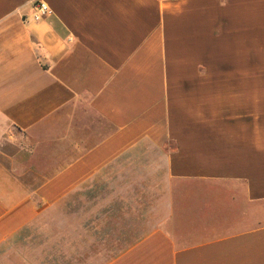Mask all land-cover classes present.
<instances>
[{
    "label": "crops",
    "instance_id": "obj_1",
    "mask_svg": "<svg viewBox=\"0 0 264 264\" xmlns=\"http://www.w3.org/2000/svg\"><path fill=\"white\" fill-rule=\"evenodd\" d=\"M77 197L79 264H264V0H0V264Z\"/></svg>",
    "mask_w": 264,
    "mask_h": 264
},
{
    "label": "rangeland",
    "instance_id": "obj_2",
    "mask_svg": "<svg viewBox=\"0 0 264 264\" xmlns=\"http://www.w3.org/2000/svg\"><path fill=\"white\" fill-rule=\"evenodd\" d=\"M86 213L85 211L84 217ZM81 220L79 198L77 197L75 201L74 198L72 200L69 199L68 207L65 206L64 200L61 199L55 205L43 209L35 224L25 232V235L32 236L31 239L24 243L25 248L38 253H54L55 264H65L64 253L70 250L72 252L71 264H79L80 250L90 256L89 252L93 251L91 247L94 245L91 242H84L81 244L87 246V248H81ZM104 249L111 254L112 244L104 243ZM109 254L105 252L103 258L89 260L88 264H106L110 261ZM52 261L50 259V262Z\"/></svg>",
    "mask_w": 264,
    "mask_h": 264
},
{
    "label": "built area",
    "instance_id": "obj_3",
    "mask_svg": "<svg viewBox=\"0 0 264 264\" xmlns=\"http://www.w3.org/2000/svg\"><path fill=\"white\" fill-rule=\"evenodd\" d=\"M49 13H50V9L48 5L45 4L44 2H41L40 4L37 5V9L34 14V19L41 20Z\"/></svg>",
    "mask_w": 264,
    "mask_h": 264
}]
</instances>
